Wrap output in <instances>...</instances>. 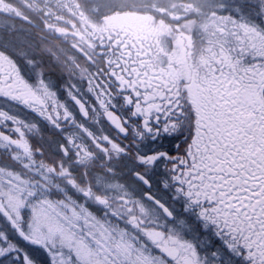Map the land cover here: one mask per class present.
<instances>
[{
  "label": "snow or ice",
  "instance_id": "1",
  "mask_svg": "<svg viewBox=\"0 0 264 264\" xmlns=\"http://www.w3.org/2000/svg\"><path fill=\"white\" fill-rule=\"evenodd\" d=\"M0 264H264V0H0Z\"/></svg>",
  "mask_w": 264,
  "mask_h": 264
}]
</instances>
